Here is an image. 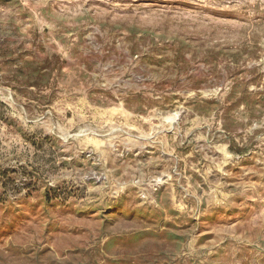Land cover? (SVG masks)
<instances>
[{
    "label": "rangeland",
    "instance_id": "obj_1",
    "mask_svg": "<svg viewBox=\"0 0 264 264\" xmlns=\"http://www.w3.org/2000/svg\"><path fill=\"white\" fill-rule=\"evenodd\" d=\"M0 264H264V0H0Z\"/></svg>",
    "mask_w": 264,
    "mask_h": 264
}]
</instances>
